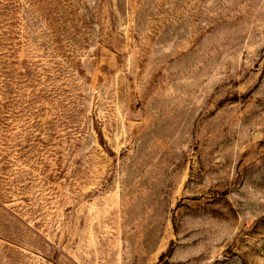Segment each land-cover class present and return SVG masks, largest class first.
<instances>
[{"label":"rangeland","instance_id":"1","mask_svg":"<svg viewBox=\"0 0 264 264\" xmlns=\"http://www.w3.org/2000/svg\"><path fill=\"white\" fill-rule=\"evenodd\" d=\"M0 264H264V0H0Z\"/></svg>","mask_w":264,"mask_h":264}]
</instances>
